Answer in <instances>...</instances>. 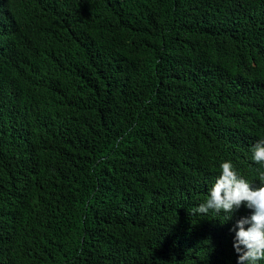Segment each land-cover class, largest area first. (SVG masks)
<instances>
[{
  "label": "trees",
  "instance_id": "obj_1",
  "mask_svg": "<svg viewBox=\"0 0 264 264\" xmlns=\"http://www.w3.org/2000/svg\"><path fill=\"white\" fill-rule=\"evenodd\" d=\"M262 139L264 0H0V264H236Z\"/></svg>",
  "mask_w": 264,
  "mask_h": 264
},
{
  "label": "clouds",
  "instance_id": "obj_2",
  "mask_svg": "<svg viewBox=\"0 0 264 264\" xmlns=\"http://www.w3.org/2000/svg\"><path fill=\"white\" fill-rule=\"evenodd\" d=\"M251 151L253 161L264 165V139L256 142ZM219 167L220 174L211 186L208 198L192 214L223 211L230 214L227 221L242 204L250 209L251 214L239 218L233 226V248L237 253L236 264H259L264 261V171L258 170L260 184L253 187L237 175L230 161L222 162Z\"/></svg>",
  "mask_w": 264,
  "mask_h": 264
}]
</instances>
